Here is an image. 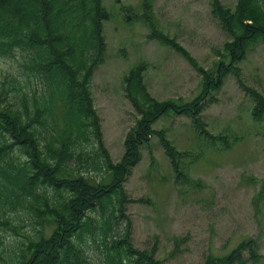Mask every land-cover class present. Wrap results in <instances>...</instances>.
I'll return each instance as SVG.
<instances>
[{"label": "rangeland", "instance_id": "rangeland-1", "mask_svg": "<svg viewBox=\"0 0 264 264\" xmlns=\"http://www.w3.org/2000/svg\"><path fill=\"white\" fill-rule=\"evenodd\" d=\"M220 1L231 10L237 3ZM102 4L109 13L103 24L106 51L93 71L91 91L104 148L117 163L125 136L139 118L125 88L132 70L141 69L142 84L159 101H189L201 90L200 73L180 52L154 38L153 28L209 70L223 61V45L231 36L212 14L210 0ZM145 11L149 22L141 18ZM17 59L0 56V105L10 102L22 109L25 103L32 110L46 89L34 77L18 76ZM239 66L245 82L264 94V42L250 47ZM252 107L236 77L228 74L219 90L207 96L201 112L215 140L200 133L189 116L168 112L152 123L153 129L165 131L178 154L172 163L159 137L151 135L123 181L136 248L155 249L163 264H204L208 254L225 255L245 243L242 262L235 264H264V199L254 200L264 179V136L263 123L252 118ZM84 144L92 150V143ZM79 165L96 180L104 175L90 160ZM5 219L13 228L0 225V264H14L23 235L39 225L25 208L2 210L0 221ZM84 249L88 264L100 263L102 247L87 238Z\"/></svg>", "mask_w": 264, "mask_h": 264}, {"label": "trees", "instance_id": "trees-1", "mask_svg": "<svg viewBox=\"0 0 264 264\" xmlns=\"http://www.w3.org/2000/svg\"><path fill=\"white\" fill-rule=\"evenodd\" d=\"M102 1L0 0V56L18 55V76L34 77L46 89L32 110L25 103L22 109L10 102L0 105V212L25 208L39 225L23 235L14 264H88L87 238L102 247L99 264H163L155 249L133 245L123 181L151 135L159 137L173 163L178 152L164 130L151 126L168 112L189 116L200 133L215 140L201 112L207 96L219 90L228 74L251 98L252 118L263 123L264 136V94L245 82L239 66L250 47L264 42V0H237L234 10L210 0L212 14L231 36L223 45V61L206 69L153 28L154 38L180 52L200 73L201 90L189 101H159L142 84L141 69L132 70L125 88L139 118L125 136L122 157L113 162L102 142L91 91L93 71L106 51L103 24L109 13ZM148 14L141 15L146 22ZM86 142L92 143L91 151ZM88 160L104 171L100 180L77 166ZM260 183L254 194L258 201L264 199V179ZM1 224L13 228L9 220ZM246 246L241 243L225 255L210 253L204 264L242 262Z\"/></svg>", "mask_w": 264, "mask_h": 264}]
</instances>
